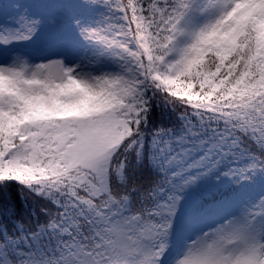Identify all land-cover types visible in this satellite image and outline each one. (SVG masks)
Returning a JSON list of instances; mask_svg holds the SVG:
<instances>
[{"label":"snow or ice","instance_id":"snow-or-ice-1","mask_svg":"<svg viewBox=\"0 0 264 264\" xmlns=\"http://www.w3.org/2000/svg\"><path fill=\"white\" fill-rule=\"evenodd\" d=\"M0 264H264V0H0Z\"/></svg>","mask_w":264,"mask_h":264},{"label":"trees","instance_id":"trees-1","mask_svg":"<svg viewBox=\"0 0 264 264\" xmlns=\"http://www.w3.org/2000/svg\"><path fill=\"white\" fill-rule=\"evenodd\" d=\"M10 193H14V186H13V188L10 190Z\"/></svg>","mask_w":264,"mask_h":264}]
</instances>
